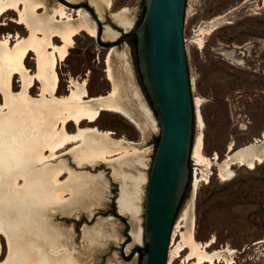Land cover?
<instances>
[{"label":"rangeland","instance_id":"1","mask_svg":"<svg viewBox=\"0 0 264 264\" xmlns=\"http://www.w3.org/2000/svg\"><path fill=\"white\" fill-rule=\"evenodd\" d=\"M81 1L84 0H45L49 10L62 3L72 15V9L79 6L91 14L90 19L94 20L96 15L101 19V23L97 24V36L91 37L84 31L76 35L67 57L59 62L57 95L69 94L71 78L84 81L90 96L107 95L112 86L106 73V58L110 53V63L119 79L121 92L140 124H134L121 113L103 110L94 122L88 124L84 121L82 125L87 123L99 129H108L113 132V137L134 142L140 152L97 167L89 164L80 166L72 156H62L74 171L96 175L95 180H99V185L103 186L98 191L92 190L89 185L80 186L79 193L71 197L74 202L83 204L77 215L52 211L55 213L49 212L51 218L46 220L50 227L61 230L64 237L59 238L61 242L64 239L76 247L81 255V264H140L141 252L137 245L144 246V191L159 127L138 72L136 36L127 34L122 38L121 35L124 30L131 32L137 28L144 13L145 0H111L103 12H97L94 6L91 8L80 4ZM123 8L131 21L126 28L120 27L111 16V13ZM42 11L40 9L39 13ZM217 15L223 17L215 28L205 33L207 27H202L203 22ZM16 18L14 11L1 17L0 38L17 32L21 36H28V31L16 22ZM107 28L113 30L112 38H105ZM200 38L203 39L202 43L199 42ZM54 41L61 42L57 37ZM185 50L193 100L201 99L199 108L194 106V138L202 130L201 151L209 157L217 153L221 163L231 142L237 148L264 136V0H186ZM226 51L231 52L229 57L222 53ZM125 60L131 66L134 85L128 82ZM25 63L30 70H37L33 52L28 54ZM12 88L14 91L21 88L17 74L13 77ZM134 88L138 89L139 102L132 98ZM38 93L39 83L36 82L30 94L36 96ZM197 109L204 120L203 127L197 126ZM67 129L74 131V124L69 123ZM189 168L197 183L194 185L193 181L176 217L173 228V231L176 230L175 243L170 249L181 240L180 232L185 228L178 231L179 226H176L181 211L191 201L193 232L197 240L207 241L213 237L211 248L233 249L227 254L228 260L215 264H264V159L252 168L232 164L225 170L226 177H223L217 164L210 169L192 152ZM205 173L208 174L207 179L203 178ZM67 176L68 173H65L61 179ZM22 184L23 181L19 186ZM66 196L68 200L70 196ZM91 203L92 209L89 210L87 205ZM108 216L112 218L108 219ZM94 225L110 236L105 241L101 239L99 242L103 244L99 246L90 245L85 237L86 229ZM71 234L74 236L70 238ZM2 242L4 254L1 261H4L8 252L5 237H2ZM188 252L189 249L184 248L181 256L175 257L172 264H183Z\"/></svg>","mask_w":264,"mask_h":264},{"label":"bare ground","instance_id":"2","mask_svg":"<svg viewBox=\"0 0 264 264\" xmlns=\"http://www.w3.org/2000/svg\"><path fill=\"white\" fill-rule=\"evenodd\" d=\"M110 1L90 0L89 5L92 4L97 12H103L104 5ZM40 9L42 13H39ZM12 11L16 12V22L28 31V36L17 32L0 38V94L3 100L0 102V264H81V255L76 247L64 239L61 242L59 238H64L61 230L50 227L46 219L50 216L49 212L55 213L52 211L77 215L83 204L74 202L71 197L79 193L78 188L89 185L98 191L103 185H99L94 174L74 171L63 157L72 156L80 166L89 164L97 167L138 154L140 151L134 142L113 137L112 131L88 124L94 122L103 110L121 113L136 125L140 122L121 92L119 79L110 63V53L106 58V73L112 86L107 95L90 96L86 83L72 78L69 94L57 95L60 81L57 66L73 47L74 37L82 31L91 37L97 36L96 23L89 18L87 10L74 8L72 15L62 3L49 10L45 0H0V21L4 14ZM125 11L123 8L111 13V16L120 27L126 28L131 21ZM222 17L217 15L203 22L202 27H207L205 33L215 28ZM104 36L112 38L113 30L107 28ZM55 37L61 42L56 43ZM199 42L202 43L203 39L200 38ZM30 52L35 55L36 71L30 70L25 63ZM222 53L226 57L231 55L227 51ZM124 70L128 82L134 85L131 66L126 60ZM15 74L21 81L18 91L12 88ZM36 82L39 83V93L32 96L30 90ZM132 98L140 101L137 88L133 89ZM200 105L201 99H195L194 106L199 108ZM84 121L88 124L82 125ZM196 122L197 126H204L199 109L196 111ZM69 123L74 124V131L67 129ZM202 147L201 130L195 139L193 156L210 169L217 164L223 177H226L225 170L232 164L252 168L264 159V136L237 148L231 142L221 163L217 153L212 157L206 156L201 151ZM65 173L68 176L62 180ZM203 176L207 179L208 174ZM21 181L23 184L19 186ZM196 183L197 179L194 185ZM67 194L70 200L66 199ZM92 205H87V209L91 210ZM111 218L108 216V219ZM178 226V231L180 228L185 230L180 232L181 240L170 249L168 264H172L175 257H180L184 248H188L189 252L183 264L190 261V264H215L228 260L227 254L233 252L229 247L211 248L213 237L207 241L197 240L193 232L191 201L181 211ZM100 229L96 225L86 229L85 237L90 245L99 246L103 244L99 242L101 239H110ZM175 232L174 229L171 245L175 243ZM2 237H5L8 248L4 261H1L4 254Z\"/></svg>","mask_w":264,"mask_h":264},{"label":"water","instance_id":"3","mask_svg":"<svg viewBox=\"0 0 264 264\" xmlns=\"http://www.w3.org/2000/svg\"><path fill=\"white\" fill-rule=\"evenodd\" d=\"M186 0H145L136 29L137 68L159 138L144 191L140 264H168L174 222L193 183L195 107L185 50ZM96 23L99 19L95 20ZM122 32V38L128 34Z\"/></svg>","mask_w":264,"mask_h":264},{"label":"flooded vegetation","instance_id":"4","mask_svg":"<svg viewBox=\"0 0 264 264\" xmlns=\"http://www.w3.org/2000/svg\"><path fill=\"white\" fill-rule=\"evenodd\" d=\"M69 3H70V2H69ZM80 4L89 5V1H88V0H84V1H81ZM89 6H90L91 8H93L92 5H89ZM78 7H79V6H78ZM78 7H77V8H78ZM104 7L107 8L106 5H104ZM93 10H94V9H93ZM93 12H94V14L96 15V12H95V11H93ZM90 15H91V14H90ZM96 19H99V22H98V23L95 22V23H96V26H98L97 24L101 23V19H100L97 15H96L94 21H95ZM96 28H97V33H98V27H96ZM128 32H129L128 34H133V33H130V31H128ZM126 35H127V34H126ZM126 35H125V36H126ZM121 36H122V35H121ZM125 36H124V37H125ZM124 37H123V38H124Z\"/></svg>","mask_w":264,"mask_h":264},{"label":"trees","instance_id":"5","mask_svg":"<svg viewBox=\"0 0 264 264\" xmlns=\"http://www.w3.org/2000/svg\"><path fill=\"white\" fill-rule=\"evenodd\" d=\"M144 9H145V7H144ZM143 86V85H142ZM152 108V107H151ZM153 110V109H152ZM153 113H154V115L156 116V113H155V111L153 110ZM158 138H159V134H158V136L155 138V142H154V149H155V147H156V144H157V141H158ZM142 224H143V222H142ZM146 245H145V243H144V247H145Z\"/></svg>","mask_w":264,"mask_h":264},{"label":"built area","instance_id":"6","mask_svg":"<svg viewBox=\"0 0 264 264\" xmlns=\"http://www.w3.org/2000/svg\"><path fill=\"white\" fill-rule=\"evenodd\" d=\"M192 175V174H191ZM197 175V173L194 175V177Z\"/></svg>","mask_w":264,"mask_h":264}]
</instances>
